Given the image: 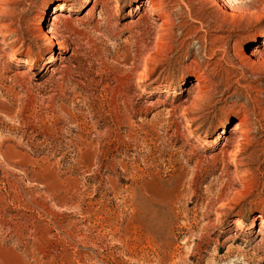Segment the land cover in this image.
<instances>
[{
	"label": "rangeland",
	"instance_id": "rangeland-1",
	"mask_svg": "<svg viewBox=\"0 0 264 264\" xmlns=\"http://www.w3.org/2000/svg\"><path fill=\"white\" fill-rule=\"evenodd\" d=\"M0 264H264V0H0Z\"/></svg>",
	"mask_w": 264,
	"mask_h": 264
},
{
	"label": "bare ground",
	"instance_id": "bare-ground-1",
	"mask_svg": "<svg viewBox=\"0 0 264 264\" xmlns=\"http://www.w3.org/2000/svg\"><path fill=\"white\" fill-rule=\"evenodd\" d=\"M105 1H106V0H105ZM225 1H226V0H225ZM144 3L147 4V1H146V2L144 1ZM147 5H148V4H147ZM148 6H150V5H148ZM53 7H54V10L52 11L50 17L53 18V19H55L58 13H60V12L63 11V10H65V3H64V2H58V3H56ZM70 9H71V7H70L68 10H70ZM149 9H150V8H149ZM49 31H50V30H49ZM51 32H52V31H51ZM56 41H57V40H56ZM57 43H58V45H60V46H65V42H64V41H60V40H58ZM53 57H54V56L52 55L51 58H53ZM239 127H240V122H239V121H235L234 124H233V127H232V128H234V130H235V129L239 128ZM240 128H241V127H240Z\"/></svg>",
	"mask_w": 264,
	"mask_h": 264
}]
</instances>
